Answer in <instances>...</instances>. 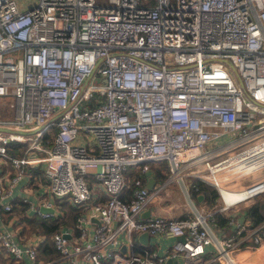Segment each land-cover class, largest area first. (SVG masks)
I'll return each instance as SVG.
<instances>
[{
    "label": "built area",
    "instance_id": "2783aa9c",
    "mask_svg": "<svg viewBox=\"0 0 264 264\" xmlns=\"http://www.w3.org/2000/svg\"><path fill=\"white\" fill-rule=\"evenodd\" d=\"M6 102L0 209L11 211L18 196L28 216L62 213L65 199L82 208L78 232H52L59 255L44 264H166L179 256L186 264L264 262L250 254L264 246V220L239 223L220 237L216 209L195 202L187 182L195 189L196 179L214 185L220 210L264 191V173L241 186L233 182L228 187L251 193L227 203L226 176L219 174L264 168V158L247 165L249 172L232 163L264 151V0H0V103ZM12 141L22 154L8 153ZM190 147L198 151L181 156ZM160 161L169 172L152 190L143 175ZM132 166L138 174L130 175ZM175 180L193 213L141 217ZM5 229L0 247L17 260L36 257L45 233ZM145 230L176 239L162 253L136 251L135 234Z\"/></svg>",
    "mask_w": 264,
    "mask_h": 264
},
{
    "label": "trees",
    "instance_id": "16d2710c",
    "mask_svg": "<svg viewBox=\"0 0 264 264\" xmlns=\"http://www.w3.org/2000/svg\"><path fill=\"white\" fill-rule=\"evenodd\" d=\"M20 143L17 141L10 142L8 153H16L19 152L22 154L23 149L19 148L14 149V147H18ZM163 162V161H160ZM159 162V163H160ZM167 162V161H166ZM154 166V163H152ZM168 167V162H167ZM158 171L159 179L163 180L166 178V172L162 170V168H155ZM138 171L135 170L132 173L138 174ZM198 188L194 190V194L198 197L199 194L203 195V199L207 200L215 209L216 211L213 214V220L215 225L217 226H225L227 225V221L229 217L225 215L224 211L220 210L219 207V198L221 194L219 190L212 184L208 183L207 181L196 179ZM256 196H261V198H256ZM255 196V200L249 203L246 206V222L247 225L250 227H254L255 225L259 224L261 221L264 220V193L257 194ZM14 205L11 211H3V219L7 220V218H12L14 215L22 213L23 216L17 215L20 218L28 217L25 214L26 204L22 202V200L18 197L13 199ZM62 204V213H57L56 215L49 216V217H41L37 216L30 219L31 223H33L32 227L38 228L41 232L46 234V238L42 241L39 246L37 255L35 260L41 261L42 264L47 263L48 261L56 258L59 255L58 250L55 248L50 235L56 229H59L62 225H67L68 227H73L75 231L78 232V228L76 227V222L78 216L82 213V208L76 205H72L68 203L66 200L61 202ZM23 260H16L13 255L10 253H6L0 249V264H21Z\"/></svg>",
    "mask_w": 264,
    "mask_h": 264
},
{
    "label": "crops",
    "instance_id": "0c3cea01",
    "mask_svg": "<svg viewBox=\"0 0 264 264\" xmlns=\"http://www.w3.org/2000/svg\"><path fill=\"white\" fill-rule=\"evenodd\" d=\"M85 138H88V137H85ZM184 155H187V154H184ZM129 169H130V175H134L132 173L133 171H135V170L138 171V167H134V166H132ZM157 174H158V171L155 169L153 164H151V169L148 172L144 173V175H143L144 178L146 179V183H147L148 178L150 176H153V178H155V182H154L153 187L151 189H153L158 184L159 176ZM93 179L94 178H92L91 182L93 181ZM168 187L169 186L166 185L165 188H163L160 191V193H158L157 199L152 201V202H150L148 205H146L144 211L140 215L141 217L142 216H147L146 210H147L148 207L151 208V213H154V212L155 213H162V214H165V215L171 216V217H184V216L189 215V213H184L183 209L169 210V206L168 205H162V203H160L161 196H163V190L167 189ZM97 189H99V188H96V190ZM16 191H17V195L20 194L19 188ZM98 193L101 194V195H104V191L103 192H98ZM18 198H19V196H18ZM65 200L68 203L74 205L71 200H69V199H65ZM198 200H201V199H198ZM247 205H248V203H244V204L242 203V204L238 205L236 208L234 207V208H231V209H228V210H222V211H224L225 215H227L229 217V220L227 221L228 224L225 225V226H218V225L216 226L215 224H213L218 236L225 237L227 235L234 234L235 230L239 226V223H245L246 222V206ZM181 212H183V213H181ZM56 214L57 213H54L51 216L56 215ZM17 215L23 216L22 213H19ZM190 215H191V213H190ZM37 216L44 217L43 215H41L40 213L35 211L32 214V216H28V217H24V218L23 217L20 218L18 216L19 217V222L15 223V220H11V217L7 218V220H4L3 219V211L0 209V228H3V230H6L5 228H14V229L20 230V232H25V233L26 232L27 233H30V232H41L38 228L32 227L33 223H31V221H30V219H32L34 217H37ZM232 218H233V222H230V219H232ZM62 226L63 227H68L67 225H62ZM42 233H44V232H42ZM140 233L135 234V250L136 251H141V252L147 251L148 253L149 252L152 253L153 251H157L158 253H162L164 251V249L168 246V244L173 242L176 239L174 236H169L167 234L154 235V236L149 234V239H148V242L146 244V243H144L143 241H141L139 239V234ZM50 238H51V235H50ZM40 244H39V246H40ZM39 246H38V249H39ZM123 246H125V248H123ZM126 248H127L126 245L124 243H122L121 244V250L122 251H126ZM0 249H2V251L6 252V253H10L16 259V256L12 252H10L7 249H4L2 247H0ZM212 251H214L213 247L210 248L209 252H207L206 255H210L212 253ZM37 252H38V250H37ZM254 255H255V258L259 260L260 254L257 251L254 252ZM35 258L31 259L28 255H25L21 259V260H23V262L21 264H42V262L40 260L36 261ZM181 259H183V257L179 256L178 264H186L185 260L183 259L184 260V263H183V261ZM166 264H168L167 263V259H166ZM171 264H175V263L172 262Z\"/></svg>",
    "mask_w": 264,
    "mask_h": 264
},
{
    "label": "rangeland",
    "instance_id": "374dc122",
    "mask_svg": "<svg viewBox=\"0 0 264 264\" xmlns=\"http://www.w3.org/2000/svg\"><path fill=\"white\" fill-rule=\"evenodd\" d=\"M29 1H34V0H29ZM260 115H262V113L259 112L257 114V116H260ZM8 116H11V110H10V107H9L8 103L7 102L6 103H0V117H8ZM194 152H195V150H190L187 154H191V153H194ZM263 158H264V154H260V155L256 154L254 157H251V159L249 161H247L248 159H246V160L237 162L236 166H238L239 169H244V171L249 172V171H251L252 167L249 168V166H247V165H252L253 163H255L257 161H260ZM166 164H167L166 161H163V162H160V163H154V167L155 168L158 167L160 169L162 168V170L169 172V169H168ZM241 165H243V166L241 167ZM94 169H95V167H90V170H94ZM201 169H202L201 172H203V173L207 172V170L203 171L202 165H201ZM263 173H264V168L260 169V170L253 171V172L244 173V174L227 172L225 170L221 171L219 174L221 176H226L224 178V182L227 184V185H225V184L221 185V192L223 194V197H224L225 191L233 192V191H237V190H243V188H244V187L230 188V187H228V185L229 186L232 185L233 182H235V183L237 182L238 183V184H236V186L244 185V184H246L248 182H251L252 180L260 177L261 174H263ZM190 176L191 175H188V177H190ZM192 180H194V178H192ZM164 181H165V179H163V180L159 179L157 186H159ZM187 182H188V186H189V189H190L189 191L191 192L190 193L191 196L194 198L195 202H198V197L195 196L194 190H193L192 185H191L192 181L188 178ZM166 185H168L169 187L167 189L163 190V196H161L160 203H162V205H168L169 206V210L183 209L184 213H189V214L191 213L192 214L193 213L192 212V204L193 203H192V201L190 202V199L186 196L187 194L185 193V190L182 187V185L176 180L172 181V182H169ZM152 190H154V189H152ZM96 191L103 192V190H101V189H97ZM263 193H264V191L259 193V194H263ZM241 196H243V195L226 193V197L227 198H224V199H225V201L227 203H230V202L233 201V199L231 200V199H228V198H236V197H241ZM255 196L256 195L251 197L248 202L245 201V200L241 201L239 203V205L242 204V203L243 204L244 203H248L249 204V202L251 203L252 201L255 200ZM256 198L257 199L261 198V196H256ZM218 202H219V205L223 203L222 196L219 198ZM183 212H181V213H183ZM32 213H34V210H33ZM250 254H252V257H253L254 252L252 251ZM181 260L184 263V260L183 259H181ZM246 264H248V261H247Z\"/></svg>",
    "mask_w": 264,
    "mask_h": 264
},
{
    "label": "water",
    "instance_id": "95a60500",
    "mask_svg": "<svg viewBox=\"0 0 264 264\" xmlns=\"http://www.w3.org/2000/svg\"><path fill=\"white\" fill-rule=\"evenodd\" d=\"M154 182H155V178H153V176H150V177L148 178V181H147V186H148L149 188H152ZM198 199H203V195H202V194H199V195H198ZM41 209H43V210L54 211V207H47V206H44V205L41 206ZM146 212H147V215H149V214L151 213V208L148 207L147 210H146ZM93 218L95 219L96 217H93ZM66 234H67L68 236H70V233H66ZM179 237L182 238V239H184V235H180ZM139 239H140L141 241H143L144 243L147 244L148 239H149V232H148L147 230L141 232V233L139 234ZM123 248H125V246H123ZM172 262H174L175 264H178V259H172L171 257L167 258V263H168V264H171Z\"/></svg>",
    "mask_w": 264,
    "mask_h": 264
},
{
    "label": "bare ground",
    "instance_id": "6f19581e",
    "mask_svg": "<svg viewBox=\"0 0 264 264\" xmlns=\"http://www.w3.org/2000/svg\"><path fill=\"white\" fill-rule=\"evenodd\" d=\"M190 150H195V152L196 151H198L195 147H190V148H188V149H186L185 151H183L182 153H181V156H185L184 154H187ZM257 154H264V151L263 152H260V153H257ZM256 154H254L252 157H254ZM249 158H251V157H249ZM249 158H247V159H249ZM246 160V159H245ZM241 161H243V160H241ZM237 162H239V160L238 161H236V163ZM233 164H236V163H234V162H232ZM226 193H232V194H240V195H243V196H241V197H236V198H228V199H233V201L232 202H235V201H238V200H242V199H245L250 193H251V190L249 189V187H247V188H245V189H243V190H237V191H233V192H229V191H225V193H224V198H227L226 197ZM232 202H230V203H232ZM264 250V246L262 247V248H260V249H258V250H256L259 254H260V258H263L264 256H263V251ZM260 258H259V263H262V261L260 260ZM262 264H264V262L262 263Z\"/></svg>",
    "mask_w": 264,
    "mask_h": 264
}]
</instances>
